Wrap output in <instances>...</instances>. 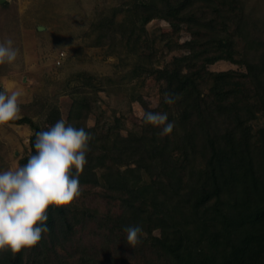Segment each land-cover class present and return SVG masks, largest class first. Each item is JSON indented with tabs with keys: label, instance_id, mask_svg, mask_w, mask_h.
<instances>
[{
	"label": "trees",
	"instance_id": "trees-1",
	"mask_svg": "<svg viewBox=\"0 0 264 264\" xmlns=\"http://www.w3.org/2000/svg\"><path fill=\"white\" fill-rule=\"evenodd\" d=\"M199 1L203 3L200 8L213 15L210 21L201 23L186 14L194 0L169 2L165 12H144L138 18L142 24L162 18L175 36L185 23L191 37L189 53L158 71L166 82L165 92L180 96L173 104L180 110L168 117L175 123L171 135L160 139V129L142 121L140 132L120 138L109 154L114 164H133L136 168L129 171L155 173L157 180L138 191L125 189L123 205L129 215L103 216L86 210L78 219V233L66 208L50 207L46 222L50 231L42 234L38 245L15 256L10 251L0 253V264H264V128L257 144L252 145L250 128L245 126L252 118L242 115V108L249 106L264 117V83L250 66L245 74L207 70L217 61H242L244 55L226 41L234 24L238 35L244 31L239 24L244 4L241 0ZM254 77L256 86L248 87L245 81ZM203 90L206 96H202ZM163 105L166 108L167 104ZM218 117L228 120L231 127L217 131ZM8 124L24 125L34 132L30 138L32 154L35 133L41 128L28 117ZM176 127L184 134L176 136ZM199 136L204 140L205 153L200 155L205 163L197 169L191 158L198 154ZM252 147L258 150L257 164ZM26 163L24 158L20 165ZM161 180L167 181L170 191L185 197L183 202H171L170 210L169 197H164L163 204L156 201L155 192L161 188L166 191ZM150 198L156 202H149ZM137 223L143 226V234L140 243L132 247L122 229ZM90 225L92 230L84 234ZM157 228L160 237L151 235Z\"/></svg>",
	"mask_w": 264,
	"mask_h": 264
},
{
	"label": "rangeland",
	"instance_id": "rangeland-1",
	"mask_svg": "<svg viewBox=\"0 0 264 264\" xmlns=\"http://www.w3.org/2000/svg\"><path fill=\"white\" fill-rule=\"evenodd\" d=\"M166 1L175 4L184 0ZM167 3L164 0H0V41L12 38L21 53L15 65H0V86L9 93L22 91L20 118H30L41 131L63 118L92 135L87 164L79 176L82 195L63 206L77 233L81 231L78 219L86 210L103 216L129 215L123 205L125 189L138 191L158 178L155 173L143 170L129 171L136 168L133 164L116 165L109 154L119 145L120 138L140 132L139 113L145 108L166 112L168 117L180 110L175 105L164 107L166 82L158 71L169 67L174 58L189 53L191 37L187 25L182 23L179 35L175 36L162 18L145 24L138 21L144 12H165ZM241 3L244 11L239 24L244 31L238 35L234 24L228 33L231 38L226 42L244 55L242 61H217L208 65L207 70L245 74L250 66L253 75L264 83V0H241ZM202 4L194 0L186 14L205 23L213 15L200 8ZM257 81L254 77L245 82L248 87H254ZM202 94L206 96L207 91L203 90ZM242 115L252 118L245 126L250 128L251 144L256 145L259 131L264 128V117L249 106L242 108ZM230 127L223 117L215 120L219 132ZM176 128V136L184 134L180 127ZM33 134L24 125H0V170L21 166V160L31 154ZM174 139L178 141V137ZM196 144L198 154L192 155L191 164L199 169L205 163L200 155L204 152V140L199 136ZM251 153L254 163L259 162L258 150L252 147ZM72 172L75 174V169ZM161 182L167 195L162 194V188L157 189L158 203H165L164 197L170 198L169 205L185 200L184 194L177 195L167 188L166 180ZM91 226L84 234L92 230ZM151 235L160 237L161 230L153 229Z\"/></svg>",
	"mask_w": 264,
	"mask_h": 264
},
{
	"label": "clouds",
	"instance_id": "clouds-1",
	"mask_svg": "<svg viewBox=\"0 0 264 264\" xmlns=\"http://www.w3.org/2000/svg\"><path fill=\"white\" fill-rule=\"evenodd\" d=\"M20 49L8 37L0 41V65H15ZM20 90L0 91V125L20 118ZM180 99L165 92L163 102L169 106ZM144 125L160 129L159 136H169L175 123L166 112L139 113ZM90 132L61 118L45 131L35 133L34 152L22 166L0 170V251L13 256L23 249H32L48 233L46 222L50 207L70 205L82 195L79 176L87 164ZM75 169V174L72 170ZM129 245L141 241L143 226L139 223L123 227Z\"/></svg>",
	"mask_w": 264,
	"mask_h": 264
}]
</instances>
